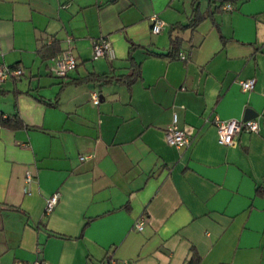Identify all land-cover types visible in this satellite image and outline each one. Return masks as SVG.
<instances>
[{"label": "crops", "instance_id": "1", "mask_svg": "<svg viewBox=\"0 0 264 264\" xmlns=\"http://www.w3.org/2000/svg\"><path fill=\"white\" fill-rule=\"evenodd\" d=\"M175 36L176 57L150 53ZM54 40L77 57L65 78ZM130 51L131 87L83 80L128 71ZM2 65L23 73L0 81V115L21 120L0 123V264H264V0H0ZM249 112L259 131L220 143L215 117Z\"/></svg>", "mask_w": 264, "mask_h": 264}, {"label": "built area", "instance_id": "2", "mask_svg": "<svg viewBox=\"0 0 264 264\" xmlns=\"http://www.w3.org/2000/svg\"><path fill=\"white\" fill-rule=\"evenodd\" d=\"M228 9H233V4L228 3L226 5ZM165 20L157 15L153 16L152 31L160 32L165 26ZM94 57H100L104 55H112V45L110 40L102 36L98 38L94 43ZM184 58L185 55L182 54ZM77 57L71 49H65L62 53L54 58V72L57 76L65 78L69 75L70 71L76 68ZM23 69L20 66H9L2 65L0 67V81L9 77H19L22 75ZM257 77L252 76L246 79L240 80V85L243 90L248 91L255 87ZM93 99L96 103L99 102L100 98L95 92ZM214 125L218 134V141L226 145H235L238 142V134L242 130L249 132H257L260 129L259 121L256 118H222L216 116L214 119ZM166 140L168 143L177 147H183L190 143L191 134L186 129L179 125L177 114L174 115L173 122L166 129ZM28 177L31 176L30 171L27 172ZM60 198V192L56 191L52 193L47 199L46 211H51L54 206L58 203ZM138 229H142L144 223L142 220H137L135 223ZM24 264H46L44 259H37L33 262H26Z\"/></svg>", "mask_w": 264, "mask_h": 264}, {"label": "trees", "instance_id": "3", "mask_svg": "<svg viewBox=\"0 0 264 264\" xmlns=\"http://www.w3.org/2000/svg\"><path fill=\"white\" fill-rule=\"evenodd\" d=\"M194 15L200 14V6L198 5L195 9ZM196 21L195 17L188 23H181L177 24L179 25V28H186L194 24ZM182 42V38L179 36L172 37L171 40V47L167 52H154L150 51V53H157L160 55H168L170 57H176L178 55V52L180 50V45ZM42 49L47 53V55L52 58L56 56L59 52H61L63 49L57 44V40H54L50 42L49 44H46L42 47ZM129 70L121 73V74H97V73H91L87 77L83 78V80H93V81H102L104 83H112V82H122L127 84L129 87L133 85V83L140 78L141 76V63L138 62L135 57L133 56L132 51H130L129 57H128ZM0 123L2 125H9V126H18L21 124L20 118L15 116H3L0 115Z\"/></svg>", "mask_w": 264, "mask_h": 264}, {"label": "water", "instance_id": "4", "mask_svg": "<svg viewBox=\"0 0 264 264\" xmlns=\"http://www.w3.org/2000/svg\"><path fill=\"white\" fill-rule=\"evenodd\" d=\"M253 115H254L253 112H249V113H247L246 117L249 118V117H251V116H253Z\"/></svg>", "mask_w": 264, "mask_h": 264}]
</instances>
